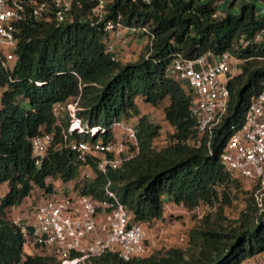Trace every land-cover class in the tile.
Listing matches in <instances>:
<instances>
[{"label": "trees", "instance_id": "obj_1", "mask_svg": "<svg viewBox=\"0 0 264 264\" xmlns=\"http://www.w3.org/2000/svg\"><path fill=\"white\" fill-rule=\"evenodd\" d=\"M39 1L44 2L43 15L51 17V0ZM234 1L217 16L216 0H108L104 18L120 14L123 24L146 26L152 35L150 44L126 62L112 60L104 51L105 33L100 23H93L96 0H71L63 22L49 17L15 25V58L7 69L0 65V186L5 185L0 195V264H59L47 254H24L19 227L9 217L32 190L51 193L48 179L69 182L75 194L97 198L108 181L133 219L145 225L162 218L163 196L187 210L200 203L214 206L186 231L181 246L149 253L145 247L129 260L106 251L81 264H240L262 250L264 207L259 210L253 197L259 183L243 190L245 179H230L218 161L230 128L240 125L264 84V35L254 40L264 31V13L256 15L264 0H238L236 12L230 10ZM205 51H228L239 60V71L227 83L225 111L211 136L195 145L189 142L195 138L188 114L191 91L166 77L164 69L176 54L193 59ZM74 101V115L86 125L81 133L67 131L65 108L56 117L50 110L55 103ZM160 103L170 131L157 146L160 124L141 109ZM120 120L134 122L138 148L117 168L100 173L90 157L81 162L68 149L71 141L111 139L109 127ZM92 127L103 131L91 134ZM41 131L51 140L35 165L29 140ZM86 168L92 174L83 177ZM236 198L243 206L228 217L225 208Z\"/></svg>", "mask_w": 264, "mask_h": 264}, {"label": "built area", "instance_id": "obj_2", "mask_svg": "<svg viewBox=\"0 0 264 264\" xmlns=\"http://www.w3.org/2000/svg\"><path fill=\"white\" fill-rule=\"evenodd\" d=\"M108 0H96L92 9L93 23H100L103 32L104 51L112 60L119 59L120 47L127 36L134 39L143 37V44L149 45L152 35L146 26L123 24L120 14L104 18ZM148 4L151 0H141ZM226 4L231 0H223ZM52 16H44V2L39 0H0V65L7 69L15 58L17 38L14 28L20 22H37L41 18L63 22L70 11L71 0H51ZM217 10V9H216ZM264 13V4L259 3L256 15ZM219 16V12L215 11ZM264 31L257 32L258 41ZM148 53L145 54V56ZM239 60L228 51L214 54L205 51L193 59L179 54L174 55L165 66L164 75L191 91L192 99L188 114L194 120V140L199 144L201 137L208 139L212 129L221 119L228 99L227 83L238 73ZM39 86L42 82L34 81ZM75 103H55L51 113L56 117L65 108L70 122L68 132L81 133L86 125L75 117ZM218 161L230 179H249L259 183L253 192L259 210L264 207V84L251 99L244 111L242 122L230 128ZM103 131L99 127L89 128L93 134ZM112 138L107 141H71L66 145L76 153V158L85 162L87 157L94 161L97 171L105 173L117 168L123 161L137 152L134 122L115 121L109 127ZM65 138V135L63 136ZM51 140V135L41 131L30 138V156L38 165ZM91 176L85 173V177ZM103 188L101 198L77 195L65 190L52 191L38 203L24 207L21 219L12 220L18 227L23 239L22 252L27 255L47 254L59 264H81L82 261L101 255L106 251L116 254L121 260H129L145 252L147 239L145 224L134 220L133 215L118 200L108 187ZM4 192L0 186V195ZM40 195V196H41ZM205 211L198 218L213 210L214 206L200 203ZM181 206V205H180ZM197 207V206H196ZM195 207V208H196ZM194 209V208H193ZM192 210V209H191ZM240 264H264V244L260 252L244 257Z\"/></svg>", "mask_w": 264, "mask_h": 264}, {"label": "rangeland", "instance_id": "obj_3", "mask_svg": "<svg viewBox=\"0 0 264 264\" xmlns=\"http://www.w3.org/2000/svg\"><path fill=\"white\" fill-rule=\"evenodd\" d=\"M225 4L226 3L223 2V0H216L215 7L217 9L216 12H219V16L224 12L223 5ZM163 104L164 103H160L155 107L143 106L141 109L143 113H149V115L151 116V120L154 123L160 124V134L154 141L157 146L162 145L165 142L166 134L170 131L168 124L166 122H163V119L161 117V107ZM85 173L90 175L92 174L88 168L83 169L80 174L81 176L85 177ZM49 181L51 180L48 179V183L50 184ZM253 183L254 181L251 180H241V188L243 190H247L252 186ZM259 192H264V187ZM239 198L234 199L231 205L225 208V214L228 217L235 216L237 211L242 208L243 205ZM33 202L23 200L21 203V207L24 209L26 205L30 203L34 204ZM164 210L166 218L165 221L155 220L151 224L145 225L146 236L148 235L147 240L145 241V247H148V253L151 250L159 247L164 248L170 245H183L185 241L186 231L197 222V216L198 214L205 211V206L201 204L192 210H187L180 205H170L169 208L166 205ZM9 215V217L11 219L13 218L12 220H14L16 218L22 217L24 213H22L21 210L16 211L13 209L11 213H9Z\"/></svg>", "mask_w": 264, "mask_h": 264}, {"label": "crops", "instance_id": "obj_4", "mask_svg": "<svg viewBox=\"0 0 264 264\" xmlns=\"http://www.w3.org/2000/svg\"><path fill=\"white\" fill-rule=\"evenodd\" d=\"M237 2H238V0H235L234 3L231 5V8H230L231 11L236 12V10H237ZM226 5L227 4L223 5V8L224 9H225ZM124 42L125 43L120 47L119 59L121 61H123V62L130 61V60H134L136 58L139 50L142 47L143 37L137 36L134 39H130V38H128L126 36L124 38ZM146 114H147L148 119L150 121H152L151 120V116L149 115V113L147 112ZM163 122H165V121L163 120ZM49 182L52 184V191H56V190H61L62 191V190H65L66 192H69V193H75L73 191V189H72L71 183H69V182L63 183V182H60L58 180H55V181L51 180ZM1 187H2L3 190H5V185H2ZM40 193L41 192L39 190L34 189L30 193V195L28 197H26L24 200L25 201H29V202H33L34 201L33 203L41 202L43 200V197L45 195H41ZM37 194H39V195H37ZM162 199L164 201V204H163L164 209H165L166 205L168 206V208L170 207V205H175V204H173L169 200L168 196H165ZM13 209L16 210V211L21 210V212L23 213V208L21 207V204L18 205V206H16V207H14V208H12L11 211ZM11 211H10V213H11ZM19 219H21V217H19ZM161 220L162 221L163 220L164 221L166 220V218H165V210L163 211L162 218L161 219H158L156 221H161Z\"/></svg>", "mask_w": 264, "mask_h": 264}]
</instances>
